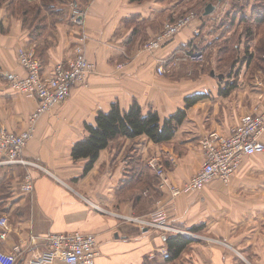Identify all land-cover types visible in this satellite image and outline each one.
Masks as SVG:
<instances>
[{"label":"crops","instance_id":"0c3cea01","mask_svg":"<svg viewBox=\"0 0 264 264\" xmlns=\"http://www.w3.org/2000/svg\"><path fill=\"white\" fill-rule=\"evenodd\" d=\"M178 1L61 0L58 10L43 9L42 19L36 22L33 13L24 22L22 10L11 0L0 4V128L18 132L32 126L33 136L23 156L36 164L0 163V217L9 222L0 249L10 252L20 247L15 264H27L33 253L45 249L47 235L62 232L95 234L99 255L94 264H264L263 153L244 157L229 183L212 181L196 193L177 197L159 187L155 171L146 163L156 157L169 179L182 184L201 165L203 135L212 130L227 132L244 114L264 112V75L261 68L252 70L254 61L238 66L239 73L229 72L225 81L210 75L213 80L207 82L200 75L186 79L192 84L176 85L169 79L171 73L181 72L180 63H164L176 50L205 49L215 42L218 55L222 40L232 31L220 19L216 35H211L206 22L216 11L204 15L203 9L163 47L142 51L146 40L176 18ZM248 9L250 13L251 6ZM76 10L84 13L82 27L73 23ZM230 11L243 15L241 8L230 7ZM82 33L87 35L86 54L93 64L86 83L74 85L63 103L31 123L37 99L17 92L5 79L9 72L24 75L18 49L32 50L48 76L58 63L73 56ZM241 42L232 48L240 47L245 53L246 42ZM252 42L248 47L256 48ZM222 45L227 47L226 42ZM214 60L218 65L220 59ZM160 64L165 67L163 75L156 72ZM234 81L228 94L219 92ZM194 94L205 97L185 110V120L168 142L173 146L154 143L145 135L118 136L99 151L88 170V157L72 156L73 146L88 134L85 125H94L97 113L109 110L113 102L128 108L135 100L143 112L156 110L164 119L184 108V99ZM27 174L33 181L32 193L21 189ZM142 175L152 179L141 183ZM160 211L168 223L195 235H185L191 242L172 260L166 259V240L175 234L141 228L124 217L151 218Z\"/></svg>","mask_w":264,"mask_h":264},{"label":"built area","instance_id":"2783aa9c","mask_svg":"<svg viewBox=\"0 0 264 264\" xmlns=\"http://www.w3.org/2000/svg\"><path fill=\"white\" fill-rule=\"evenodd\" d=\"M83 18L84 13L77 10L72 16L73 23L78 27L83 26ZM196 18L197 13L188 10L172 21L166 22L157 34L142 44V51L153 52L163 47ZM86 40L87 35L85 33L80 34L74 46L73 56L58 63L48 76L43 74L42 64L32 50L18 49L17 60L24 70V75L9 72L5 73V79L9 86L17 92L37 99V108L29 118L31 123L42 114L63 103L70 96L74 85L86 83L87 76L93 68V64L86 54ZM205 58V51L202 48H186L176 50L164 63L176 65L181 62H188L198 65L204 63ZM156 72L163 75L166 72L164 65H158ZM32 132V126L18 132L0 128V154L3 156L0 163L23 166L36 165L23 156V149L32 137ZM263 133L264 112L257 111L248 112L241 116L238 123L227 132L217 130L207 132L199 141V148L202 153L201 165L182 184L174 183L169 179L167 172L156 157L149 158L146 163L155 171L159 179V187L166 188L172 197L193 194L212 181L229 183L244 157L264 154ZM21 189L26 193H32L33 181L29 174L25 175ZM124 217L138 223L141 228H156L165 233L195 236L191 232L172 227L167 222L165 213L161 211L156 212L151 218ZM8 232V219L2 215L0 217V239L5 240ZM45 242V249L33 253L27 264H50L55 261L64 264H94L99 255L98 239L92 233H51L46 236ZM19 251L20 247L18 246H14L10 252L0 249V264H15V257Z\"/></svg>","mask_w":264,"mask_h":264},{"label":"trees","instance_id":"16d2710c","mask_svg":"<svg viewBox=\"0 0 264 264\" xmlns=\"http://www.w3.org/2000/svg\"><path fill=\"white\" fill-rule=\"evenodd\" d=\"M6 0H0V4ZM61 0H11L13 5L16 3L18 11L25 16L23 21H27L29 14L33 13V21L36 22V18L42 19L40 14L43 9L51 12L52 10H58V3ZM87 3L89 0H83ZM146 0H129L131 3H141ZM55 2V3H54ZM54 3V4H53ZM235 8L242 10L239 5ZM249 22H255L256 25L264 24V0H255L251 6ZM240 12V11H239ZM229 14V13H227ZM226 14V15H227ZM246 20L245 16L240 18ZM31 23V21H30ZM27 24V23H26ZM28 25V24H27ZM227 27L225 26V29ZM229 30V27L226 29ZM245 62L249 65L254 61L252 70L262 68L264 70V34L262 37L263 42H259L256 46V54L249 51L247 43L249 39H245ZM261 40V39H260ZM248 53V54H247ZM255 56V57H254ZM254 58V59H253ZM235 81L230 85H226L224 89L219 92L222 95H226L235 86ZM205 97V94H194L184 99V108H178L174 113L168 117L161 119L156 110L149 109L147 112H143L142 107L137 101H133L128 108H123L118 101L113 102L110 105L109 110L99 111L95 118V124L85 125L87 136L77 142L72 148V156L74 158H89L88 163L85 166V170H88L94 161L97 159L99 151L106 148L109 145L110 140L115 137H127L134 138L140 135H145L154 143H168L175 135L176 131L186 118V109L195 104L198 100ZM150 175H147L144 179L143 175L141 183L146 182V179H152ZM196 231L195 228L191 229ZM191 242V238L183 235H170L167 240L168 255L167 260L175 259L181 251Z\"/></svg>","mask_w":264,"mask_h":264},{"label":"rangeland","instance_id":"374dc122","mask_svg":"<svg viewBox=\"0 0 264 264\" xmlns=\"http://www.w3.org/2000/svg\"><path fill=\"white\" fill-rule=\"evenodd\" d=\"M173 1L175 2L176 0H173ZM197 1H199V2H197ZM39 2H40V0H39ZM252 2L254 4L255 0H181L178 3L177 9L175 10V14H177L176 17L180 16L181 14H184L188 10L195 11L197 13V15L202 14L205 6L208 3H211L215 6L212 13H214L215 11L217 13V14H215V13L211 14L210 15L211 19H208L206 22V26H209L208 28L210 29V32L212 31L211 35L212 36L216 35L214 28L218 25V21L220 19H222L221 22H224L226 27L227 28L229 27V30L232 32H230L231 36L228 35L225 41L222 40L223 41L222 43L226 42L225 46H227V42L229 41V39H230V42L226 48H223L224 46L221 43L220 52H218L219 58H218V55H216L218 44L215 42H212L211 44L206 46L205 49L203 48V50L205 51V57H206L204 63L197 65V64L188 63V62H181L179 65L181 72H179L178 74L176 72H173L170 75H168L171 78H169V77L168 78L170 80H173V83L176 85L177 84L179 85L181 83L192 84V81H187L186 79L187 78H194L195 79L196 77L203 75V77H205L206 81L208 82V79H211L210 78L211 72H214V76H213L214 80H216L217 75L220 74V75H222L220 80L225 81L226 80L225 76L229 75V72H236V71L238 72V70L240 69L239 67L246 63L245 62L246 52L244 53V50H242V48H240V47H239V49L238 48L233 49L232 44L237 43L236 45L241 46V44H242L241 41L243 39L244 40L249 39V42H251L253 40L252 47H256L259 44V42H263L262 37L264 34V24L256 25L255 22H249L252 19L250 18V13H249L248 8H249V6H252V5H250ZM237 5H238V7H239V5L242 7L243 17L245 16V18H247L246 20H243L244 18H242V20H241L240 18L242 16L240 17L239 13H236L233 11H230V13L227 14L228 13L227 11L230 9V7L235 8V6H237ZM216 8H218V9H216ZM218 13H220V14L218 15ZM245 42H246V40H245ZM250 50L253 54H255L256 48H250L249 47V50L247 52L249 53ZM215 56L217 59H220V60H218V62H219L218 65L214 64L216 62L214 60ZM229 64H231L233 66L229 67L230 66ZM241 69H243V68H241ZM241 72H243V71H241ZM181 74H183L187 77H182ZM261 74L264 75V70L262 68H261ZM213 79H211V80H213ZM195 81L196 80H194L193 82H195ZM198 83H199V81H197L195 84L197 85ZM263 136H264V133H263ZM169 144H171V143H165V145H167V147L169 146ZM171 146H173V145H170L169 147H171ZM193 151H196V150H193ZM166 218H167V216H166ZM167 222H168V218H167ZM169 224L174 228L180 229V227L174 226L171 223H169ZM180 230H182V229H180ZM167 234H171V233H167ZM180 235H183V234H180ZM183 236H185V235H183Z\"/></svg>","mask_w":264,"mask_h":264},{"label":"water","instance_id":"95a60500","mask_svg":"<svg viewBox=\"0 0 264 264\" xmlns=\"http://www.w3.org/2000/svg\"><path fill=\"white\" fill-rule=\"evenodd\" d=\"M215 6L211 3H208L204 8V15H209L211 12H213ZM211 75L214 76V72H211ZM218 79H221L222 75H217Z\"/></svg>","mask_w":264,"mask_h":264}]
</instances>
